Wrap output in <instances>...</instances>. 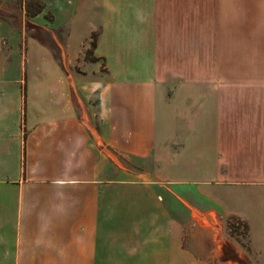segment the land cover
Returning <instances> with one entry per match:
<instances>
[{
	"label": "crops",
	"instance_id": "0c3cea01",
	"mask_svg": "<svg viewBox=\"0 0 264 264\" xmlns=\"http://www.w3.org/2000/svg\"><path fill=\"white\" fill-rule=\"evenodd\" d=\"M19 1L0 264H264V0Z\"/></svg>",
	"mask_w": 264,
	"mask_h": 264
},
{
	"label": "rangeland",
	"instance_id": "374dc122",
	"mask_svg": "<svg viewBox=\"0 0 264 264\" xmlns=\"http://www.w3.org/2000/svg\"><path fill=\"white\" fill-rule=\"evenodd\" d=\"M20 1L17 0H0V15L1 16H7L10 19L14 13H16L19 10ZM25 10L27 12H34L38 7L37 0H25ZM16 15V14H14ZM11 16V17H10ZM14 17V16H13ZM242 69H245L246 67H240ZM239 89L244 87V82H239ZM123 165L127 167L133 166V163L123 160ZM240 222L237 219H230L228 223V229L227 232L229 236L236 239L240 244L247 247V229L242 224H239Z\"/></svg>",
	"mask_w": 264,
	"mask_h": 264
},
{
	"label": "trees",
	"instance_id": "16d2710c",
	"mask_svg": "<svg viewBox=\"0 0 264 264\" xmlns=\"http://www.w3.org/2000/svg\"><path fill=\"white\" fill-rule=\"evenodd\" d=\"M38 2V7L35 11H39L42 9V5L41 3L37 0ZM94 40H95V34L92 35V42H91V47L94 46ZM91 53H92V50L91 48H89L87 51H86V57L89 58V59H93V57L91 56Z\"/></svg>",
	"mask_w": 264,
	"mask_h": 264
}]
</instances>
